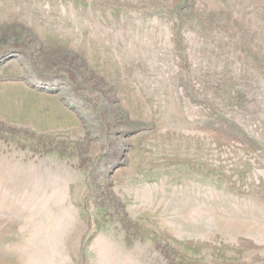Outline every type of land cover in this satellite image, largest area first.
<instances>
[{"label":"rangeland","instance_id":"obj_1","mask_svg":"<svg viewBox=\"0 0 264 264\" xmlns=\"http://www.w3.org/2000/svg\"><path fill=\"white\" fill-rule=\"evenodd\" d=\"M0 264H264V0H0Z\"/></svg>","mask_w":264,"mask_h":264}]
</instances>
